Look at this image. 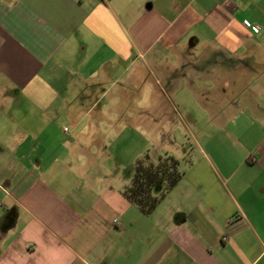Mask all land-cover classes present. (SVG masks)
<instances>
[{
    "label": "crops",
    "instance_id": "0c3cea01",
    "mask_svg": "<svg viewBox=\"0 0 264 264\" xmlns=\"http://www.w3.org/2000/svg\"><path fill=\"white\" fill-rule=\"evenodd\" d=\"M243 2L0 0V264H264V23ZM180 110L196 149L146 215L126 137Z\"/></svg>",
    "mask_w": 264,
    "mask_h": 264
},
{
    "label": "rangeland",
    "instance_id": "374dc122",
    "mask_svg": "<svg viewBox=\"0 0 264 264\" xmlns=\"http://www.w3.org/2000/svg\"><path fill=\"white\" fill-rule=\"evenodd\" d=\"M242 6L246 10L247 17L264 23V0H244ZM197 111V106L192 107V113L197 115ZM172 118L174 120L171 121L170 127L164 128L158 135L143 131L140 134L136 132L130 133L131 135L127 134L124 165L118 169L119 180L130 185L135 171V164L131 158L133 160L137 156L143 157L147 153L155 163L158 162L160 155L171 154L182 162V168L185 169L186 159L194 153L197 145L195 122L189 119L190 117H186L182 110ZM161 190V187H157L155 193L159 194Z\"/></svg>",
    "mask_w": 264,
    "mask_h": 264
},
{
    "label": "trees",
    "instance_id": "16d2710c",
    "mask_svg": "<svg viewBox=\"0 0 264 264\" xmlns=\"http://www.w3.org/2000/svg\"><path fill=\"white\" fill-rule=\"evenodd\" d=\"M185 176L182 162L171 154L159 156L157 163L147 153L135 164L131 184L125 189L124 195L144 214H151L171 190ZM157 187L162 190L155 193Z\"/></svg>",
    "mask_w": 264,
    "mask_h": 264
},
{
    "label": "built area",
    "instance_id": "2783aa9c",
    "mask_svg": "<svg viewBox=\"0 0 264 264\" xmlns=\"http://www.w3.org/2000/svg\"><path fill=\"white\" fill-rule=\"evenodd\" d=\"M244 26L249 31L253 32L254 34H260L261 33V27L258 25H254L249 20L244 21ZM66 131H68V128H65Z\"/></svg>",
    "mask_w": 264,
    "mask_h": 264
}]
</instances>
